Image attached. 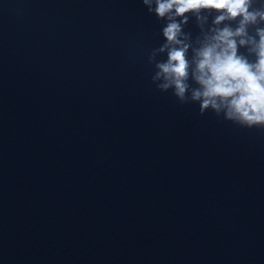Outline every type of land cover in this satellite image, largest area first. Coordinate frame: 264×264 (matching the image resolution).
<instances>
[{
	"label": "water",
	"instance_id": "obj_1",
	"mask_svg": "<svg viewBox=\"0 0 264 264\" xmlns=\"http://www.w3.org/2000/svg\"><path fill=\"white\" fill-rule=\"evenodd\" d=\"M166 23L0 0V264H264V128L156 88Z\"/></svg>",
	"mask_w": 264,
	"mask_h": 264
},
{
	"label": "clouds",
	"instance_id": "obj_2",
	"mask_svg": "<svg viewBox=\"0 0 264 264\" xmlns=\"http://www.w3.org/2000/svg\"><path fill=\"white\" fill-rule=\"evenodd\" d=\"M142 3L158 20L167 21L164 43L148 58L155 66L156 88L172 90L181 104L199 103L201 115L212 110L242 127L264 128V0ZM189 16L199 28L194 39L184 30ZM164 53L166 60L156 59Z\"/></svg>",
	"mask_w": 264,
	"mask_h": 264
}]
</instances>
